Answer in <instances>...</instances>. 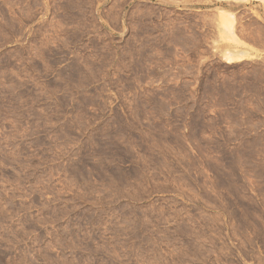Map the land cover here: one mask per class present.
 Here are the masks:
<instances>
[{"label":"rangeland","instance_id":"1","mask_svg":"<svg viewBox=\"0 0 264 264\" xmlns=\"http://www.w3.org/2000/svg\"><path fill=\"white\" fill-rule=\"evenodd\" d=\"M24 3L0 264H264V0Z\"/></svg>","mask_w":264,"mask_h":264},{"label":"crops","instance_id":"2","mask_svg":"<svg viewBox=\"0 0 264 264\" xmlns=\"http://www.w3.org/2000/svg\"><path fill=\"white\" fill-rule=\"evenodd\" d=\"M24 6V0H0V31L28 30L29 13Z\"/></svg>","mask_w":264,"mask_h":264},{"label":"bare ground","instance_id":"3","mask_svg":"<svg viewBox=\"0 0 264 264\" xmlns=\"http://www.w3.org/2000/svg\"><path fill=\"white\" fill-rule=\"evenodd\" d=\"M224 18H225V17H224ZM224 18H223V19H224ZM225 20H226V22H227V23L225 22L227 25H228V24H230V23H228V20H227V18H225ZM225 20H224V21H225ZM225 23H224V24H225Z\"/></svg>","mask_w":264,"mask_h":264}]
</instances>
